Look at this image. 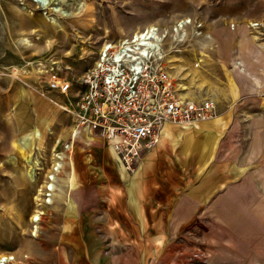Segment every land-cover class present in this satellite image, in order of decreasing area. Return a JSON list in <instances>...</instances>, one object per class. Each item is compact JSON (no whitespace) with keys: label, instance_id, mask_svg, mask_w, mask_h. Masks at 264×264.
I'll return each mask as SVG.
<instances>
[{"label":"rangeland","instance_id":"1","mask_svg":"<svg viewBox=\"0 0 264 264\" xmlns=\"http://www.w3.org/2000/svg\"><path fill=\"white\" fill-rule=\"evenodd\" d=\"M262 15L264 0H0V258L64 264L56 201L34 228L37 191L53 152L69 139L76 93L102 46L154 25L168 31L167 60L178 93L191 101L212 98L216 109L207 120L230 117L227 153L245 185L236 196L233 186L224 187L220 200L205 207L178 239L175 264H264L263 56L252 61ZM183 19L192 20L188 39L176 43L172 30ZM235 47L247 70L261 79L259 93L248 92L247 82L231 71ZM56 73L71 83L69 93L47 88ZM35 158L40 167L31 177ZM68 181L67 165L58 198Z\"/></svg>","mask_w":264,"mask_h":264},{"label":"crops","instance_id":"2","mask_svg":"<svg viewBox=\"0 0 264 264\" xmlns=\"http://www.w3.org/2000/svg\"><path fill=\"white\" fill-rule=\"evenodd\" d=\"M257 21L260 40L253 63L258 55L264 60V15ZM231 54V71L247 82L248 92L259 93L262 81L247 70L239 48ZM229 119L168 123L158 146L134 170L98 137L89 138L87 146L77 144L67 164V192L56 198L64 264H175L178 239L205 207L220 200L224 187L233 186L234 196L245 187L227 153Z\"/></svg>","mask_w":264,"mask_h":264},{"label":"built area","instance_id":"3","mask_svg":"<svg viewBox=\"0 0 264 264\" xmlns=\"http://www.w3.org/2000/svg\"><path fill=\"white\" fill-rule=\"evenodd\" d=\"M191 25L190 19L177 23L173 41L186 43ZM196 28L200 30L202 24ZM167 38L168 31L153 25L102 46L95 67L76 93L69 139L53 152L51 167L37 191L34 228L38 229L45 209L55 204L61 175L77 144L87 146L89 138L98 137L116 151L126 169L134 170L158 146L165 123L194 125L213 116L212 98L191 101L178 93L167 60ZM46 86L62 94L71 90V83L57 73Z\"/></svg>","mask_w":264,"mask_h":264},{"label":"bare ground","instance_id":"4","mask_svg":"<svg viewBox=\"0 0 264 264\" xmlns=\"http://www.w3.org/2000/svg\"><path fill=\"white\" fill-rule=\"evenodd\" d=\"M178 23V22H177ZM252 24V23H251ZM150 26H153V25H150ZM197 35H199V36H201L202 35V33H200V32H198L197 33ZM209 38V37H208ZM184 97V96H183ZM63 109H65V110H67V111H69V109L70 108H68V107H65V106H63V105H60ZM71 111V110H70ZM168 123H175V122H167V123H165V125L163 126V129H162V133H161V137H162V135H163V132H164V130H165V128H166V125L168 124ZM176 124H183V125H191V124H189V123H176ZM161 137H160V139H161ZM160 141V140H159ZM29 166H30V168L28 169V171H27V175H29V176H31V177H33V173H32V171H34V170H36V169H38V167H40V161L38 160V159H34L33 161H31L30 163H29ZM31 221V220H30ZM15 260V258L14 257H6L5 255L4 256H1V258H0V264H10L12 261H14Z\"/></svg>","mask_w":264,"mask_h":264}]
</instances>
